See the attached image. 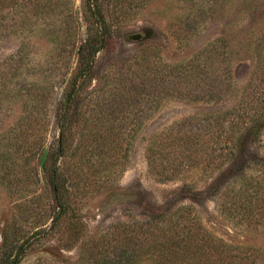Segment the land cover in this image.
I'll return each instance as SVG.
<instances>
[{
	"label": "rangeland",
	"instance_id": "1",
	"mask_svg": "<svg viewBox=\"0 0 264 264\" xmlns=\"http://www.w3.org/2000/svg\"><path fill=\"white\" fill-rule=\"evenodd\" d=\"M103 6L112 43L96 55L95 76L82 93L90 105L84 117L87 122H97L103 116L123 121L134 117L136 130L123 136L113 158L105 154L116 159L114 166L103 160L104 154L98 150L79 153L84 162L90 158L93 163L90 168L83 167L89 171L81 173L84 176H73L76 170L72 165L78 155H52L48 159L49 168L60 170L55 179L61 188L70 177L78 183L71 198L86 229L83 236L74 238L66 229L67 223H62L19 264H85L91 247H80V242L88 236L104 232L128 215L141 218L181 205H190L214 236L233 246L256 248L264 264V224L248 223L221 210L207 192L190 199L192 190H205L215 174L197 168L162 181L149 172L145 157L153 135L190 116L222 112L236 104L250 75L252 44L264 31V0H103ZM86 36L81 0L0 1V228L10 219L30 230L49 223L41 214L53 199L50 173L40 168L42 155L28 152L26 144L8 149L9 124L29 111L32 115L48 113L45 164L58 135L54 110L61 95L60 81L72 73L76 57L71 51ZM218 38L222 43L225 39L232 52L233 87L222 100L194 102L168 96L156 100L152 112L143 111L145 97L143 102L141 96L137 101L134 86L141 81L138 74L159 69L165 62H180ZM18 48L22 56L11 62L9 58ZM47 84L56 86L52 100L37 102L38 87L46 88ZM36 132L39 138L42 133ZM38 138L31 134L24 141L31 143ZM76 138L70 141V154ZM22 199L32 202L17 206Z\"/></svg>",
	"mask_w": 264,
	"mask_h": 264
},
{
	"label": "trees",
	"instance_id": "2",
	"mask_svg": "<svg viewBox=\"0 0 264 264\" xmlns=\"http://www.w3.org/2000/svg\"><path fill=\"white\" fill-rule=\"evenodd\" d=\"M81 3L87 36L71 51L72 57H76L72 73L60 81L61 95L54 110L58 132L56 145L48 150L42 168L50 173L53 195L52 203L41 214L43 221L49 219V223L31 230L21 227L14 219L3 223L0 264H19L62 223H67L66 229L69 228L72 237L83 236L86 225L71 198L74 185L78 183L70 177L61 188L55 179L60 170L47 166L52 155L63 158L78 155L72 165L76 170L73 176H84L81 173L89 171L85 172L88 168L83 167L90 168L93 163L89 162L90 158L84 162L80 154L90 149L98 150L104 154L102 159L114 166L116 159L112 158L123 136L136 130L134 117L123 121L103 116L96 119L97 122H87L84 117L90 105L82 93L95 76L96 55L111 45L113 33L105 16L103 0H81ZM222 40L224 43L219 38L208 43L180 62H165L159 69L138 74L141 81L134 86L138 89L137 101L139 96L142 102L145 97L143 111L152 112L156 109V100L168 96L194 102L222 100L233 87L232 52L225 45V39ZM252 45L250 75L236 104L222 112L190 116L177 126L153 135L145 148V157L149 172L162 181L177 179L184 172L197 168L215 174L205 190H192L190 199L207 192L221 210L245 218L248 223L264 224V31L256 36ZM21 53L18 48L9 60H20ZM55 87L52 84L38 87L37 102H50ZM92 94L90 92V99ZM32 113L29 111L9 124L8 149L26 144L28 152L42 155L48 113ZM36 131L42 133L39 138ZM31 134L38 139L25 143L24 139ZM76 136L70 154V141ZM32 196L39 198L37 194ZM30 202L31 199H22L17 206L25 207ZM85 246L91 247L85 264H261L256 248L233 246L208 232L190 205L141 218L128 215L104 232L80 242V247Z\"/></svg>",
	"mask_w": 264,
	"mask_h": 264
},
{
	"label": "water",
	"instance_id": "3",
	"mask_svg": "<svg viewBox=\"0 0 264 264\" xmlns=\"http://www.w3.org/2000/svg\"><path fill=\"white\" fill-rule=\"evenodd\" d=\"M46 153H47V150L45 149L42 153V156H41V160H40V168L42 169L43 168V165H44V161L46 159Z\"/></svg>",
	"mask_w": 264,
	"mask_h": 264
}]
</instances>
